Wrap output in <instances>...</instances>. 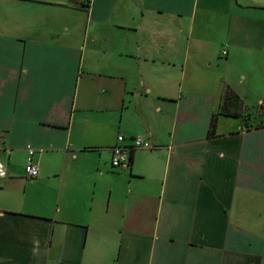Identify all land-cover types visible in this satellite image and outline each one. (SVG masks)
Listing matches in <instances>:
<instances>
[{
	"label": "crops",
	"instance_id": "0c3cea01",
	"mask_svg": "<svg viewBox=\"0 0 264 264\" xmlns=\"http://www.w3.org/2000/svg\"><path fill=\"white\" fill-rule=\"evenodd\" d=\"M262 104L264 0H0V264H264Z\"/></svg>",
	"mask_w": 264,
	"mask_h": 264
},
{
	"label": "built area",
	"instance_id": "2783aa9c",
	"mask_svg": "<svg viewBox=\"0 0 264 264\" xmlns=\"http://www.w3.org/2000/svg\"><path fill=\"white\" fill-rule=\"evenodd\" d=\"M223 55H226V51H222ZM1 145V142H0ZM155 146L151 143L150 139L143 138L141 136H135L132 138L130 143H126L125 135L120 134L118 136V141L112 147V157L111 164L113 167L118 168L121 166H129L130 157L132 153L136 149L140 150H153ZM30 150V161L26 165L25 173L29 178H37L39 175L40 167L38 164H34L32 162V154H34V150L29 147ZM6 175V171L2 167L0 162V176L3 177Z\"/></svg>",
	"mask_w": 264,
	"mask_h": 264
},
{
	"label": "trees",
	"instance_id": "16d2710c",
	"mask_svg": "<svg viewBox=\"0 0 264 264\" xmlns=\"http://www.w3.org/2000/svg\"><path fill=\"white\" fill-rule=\"evenodd\" d=\"M264 107V104L258 105L254 107L253 109ZM249 109V108H248ZM246 107H244L243 101L239 99V96L236 94V92L232 90H227L225 96L223 97L222 102V111L215 114L212 118L211 128L209 129V135L212 137L215 134V129L217 126V117L218 115H225V116H231V117H243L244 119L248 120L249 117L245 116ZM132 156L130 157V162L132 161Z\"/></svg>",
	"mask_w": 264,
	"mask_h": 264
},
{
	"label": "rangeland",
	"instance_id": "374dc122",
	"mask_svg": "<svg viewBox=\"0 0 264 264\" xmlns=\"http://www.w3.org/2000/svg\"><path fill=\"white\" fill-rule=\"evenodd\" d=\"M248 111H250L252 114L259 113V112H263L264 113V107H259V108H256V109H253L252 107H250L248 109Z\"/></svg>",
	"mask_w": 264,
	"mask_h": 264
}]
</instances>
